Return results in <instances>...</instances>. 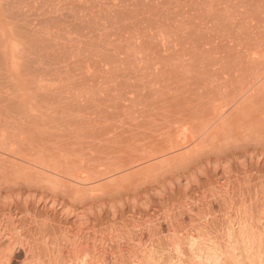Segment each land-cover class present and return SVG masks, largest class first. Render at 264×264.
<instances>
[{"label":"rangeland","instance_id":"374dc122","mask_svg":"<svg viewBox=\"0 0 264 264\" xmlns=\"http://www.w3.org/2000/svg\"><path fill=\"white\" fill-rule=\"evenodd\" d=\"M0 147L46 167L0 156L2 197L81 215L18 201L10 264H144L145 242L168 264L192 234L227 255L233 219L264 237V0H0Z\"/></svg>","mask_w":264,"mask_h":264},{"label":"bare ground","instance_id":"6f19581e","mask_svg":"<svg viewBox=\"0 0 264 264\" xmlns=\"http://www.w3.org/2000/svg\"><path fill=\"white\" fill-rule=\"evenodd\" d=\"M260 81H262L261 79H260ZM259 82V81H258ZM257 82V83H258ZM260 83V82H259ZM1 148V147H0ZM2 149V148H1ZM0 149V156H2V157H5V158H8V160L7 161H9V160H12L13 162H14V164L15 165H17L18 163L17 162H19V164H22V165H25L26 167H27V169L30 171V170H32V171H38V173H40L39 175H43V174H45V173H42L43 172V170H45V166L43 165V164H41V163H38V162H36V161H33V160H31L30 158H28V157H23V156H21V155H19V157L16 155V153H14L13 154V152L10 150V151H8V149H6L9 153H6V150L4 149H2L1 150ZM10 152H12V153H10ZM16 155V156H15ZM21 156V157H20ZM2 157H0V158H2ZM259 157V159L261 160L262 159V161L264 162V155L263 156H258ZM256 159V158H255ZM1 160V159H0ZM4 160H6V159H4ZM3 160V161H4ZM2 161V162H3ZM12 161H10L11 163H13ZM1 164V163H0ZM3 164V163H2ZM13 164V165H14ZM4 165V164H3ZM40 165H42L41 167H45V168H40ZM9 167H12V166H10V165H8ZM19 166V165H18ZM21 166V165H20ZM15 167V166H14ZM13 167V168H14ZM36 168V169H35ZM38 168H40L41 170V172H39V170H38ZM46 171V170H45ZM71 179H72V182L74 181L75 183H76V185L75 184H73L72 183V185H73V187H78L77 189H81V188H83V184L81 183V182H85V181H82V179H80V178H73V177H71ZM74 179V180H73ZM78 179V180H77ZM80 180H81V182H80ZM186 180H188V179H186ZM77 181H79V182H77ZM88 181V180H87ZM178 181V180H177ZM185 180H183V178L182 179H179V185L180 186H182V187H184L185 185H186V182H184ZM70 183H71V180H70ZM87 183V182H86ZM183 183H185V185H182ZM85 184V183H84ZM176 184H178L177 182H176ZM79 185V186H78ZM81 185V186H80ZM188 185V184H187ZM72 187V186H71ZM72 187V188H73ZM81 187V188H80ZM84 187H86V185H84ZM186 188V187H185ZM33 195H35V194H33ZM33 195L31 196V195H25V193L23 192V191H20V192H18V195H17V199L15 200V201H13L12 199H11V197H2V195L0 194V264H10L11 263V261H12V258H13V256H14V253L16 252V249H17V247L19 246H21V248H23V249H26V251L27 250H31V245H30V243H29V241H27V238L24 236V234H22L21 233V231H22V229H20L18 226H16L17 225V223L16 222H14L15 220H14V218H12V217H10V219L12 218V220L13 221H11L10 219H9V221H10V224H9V222H8V219H7V221H6V219H4L3 217L4 216H6L7 215V213L8 214H10L12 211H13V207L14 206H18L16 203L18 202V201H21L20 202V205H22V207H23V209L22 210H24L25 212H27V213H30V205L33 203V205H38L39 207H42V209L46 212V215H45V219H48L49 220V218L51 217V215H60V216H63V217H66V219H70V218H72V219H76V221L78 222V221H80V214L78 215V213H76L74 210H71V208L70 209H68L67 208V206L66 205H64L63 203H61V201L59 202V201H57V199L56 200H54V199H48V198H46L45 196L44 197H41V198H38V197H33ZM264 206V205H263ZM233 209V208H232ZM30 210V211H29ZM264 211V210H263ZM237 212V211H236ZM263 214L262 215H260V216H262L261 218H260V228H261V230H262V232L264 233V212H262ZM51 214V215H50ZM112 214H113V212H112ZM114 214H115V211H114ZM13 215V214H12ZM12 215H8V216H12ZM239 215V214H238ZM46 216H47V218H46ZM245 216V215H244ZM259 217V216H258ZM232 218V217H231ZM231 218H230V220L229 221H231ZM234 218V217H233ZM41 219V218H40ZM44 219V218H43ZM83 219V218H82ZM237 219V218H236ZM239 219V218H238ZM241 219V218H240ZM47 220V221H48ZM234 220V219H233ZM232 220V222H230V225H229V227H228V230L224 233L225 235H223L224 237H225V241L227 242V247H226V245H225V247H226V249H224V250H226L225 251V254H227V255H223L224 254V252H221V251H219V252H221L222 254H219V255H216V253H214V252H217V251H215V248H213V246H211L210 244V246H211V251H212V249H214L213 250V253L212 252H210V249H209V247H207V246H205V245H207L208 243H204L205 245H201V243L199 244V243H196L197 241L196 240H194V239H196V238H194L193 239V234L191 235V238L193 239H191V241H189L190 239V235H188V234H190V233H192V232H190V233H187V235L189 236L188 237V241L185 243V241H183V238H185V237H183L182 238V240H181V238H180V240L179 241H183L182 243L180 242L179 244H181V245H183L184 247H186L185 245H187V247H186V249H185V251H183V250H181V248H183L181 245L179 246V244L177 243V241H175L177 244H175V247H176V245L178 246L176 249H175V247H173L172 245L170 246V248H174V250H176V253H177V255L176 254H174V255H176V257L174 256V258L172 259L171 257H173V256H171L170 258L172 259L171 261H170V263H168L169 262V260H164V259H161V260H164V261H168L167 263L168 264H258V263H256V261H257V259L255 258V255H251V251H253L254 250V246H256V245H254V243L255 244H257V246H256V250H257V252H258V257H260L262 254H263V256H264V237L263 236H261V235H263V234H258L259 236H260V238H258V237H256L255 238V240H251V237H254L253 236V233H255V231L254 232H252L251 233V236H250V229L247 231V236L246 237H242V235H244L245 234V228H243V227H241V226H243V224L242 225H240V222H237L236 221V223H235V220L233 221ZM245 220V219H244ZM259 220V219H258ZM41 221V220H40ZM241 221V220H240ZM74 222H75V220H74ZM241 222H243V219H242V221ZM248 222V221H247ZM16 223V224H15ZM229 223V222H228ZM244 223H246V222H244ZM43 224V223H42ZM258 225H259V223H257ZM39 225V224H38ZM249 225V224H248ZM255 225V224H254ZM12 226V227H11ZM15 226V227H14ZM44 226H45V223H44ZM250 226H252V225H250ZM21 227V226H20ZM41 227V226H40ZM236 227H238L239 229L238 230H240L239 232L238 231H236ZM244 227H246V226H244ZM236 228V229H235ZM256 228H258V227H256ZM227 229V228H226ZM254 229V228H253ZM252 229V230H253ZM259 229V228H258ZM182 230V229H181ZM201 230V229H200ZM247 230V229H246ZM251 230V231H252ZM175 231V230H174ZM225 231V230H224ZM257 231V230H256ZM179 232V231H178ZM178 232H177V234H178ZM196 232H198V231H195V233ZM248 232H249V237H248ZM194 233V234H195ZM199 233H201V231H199ZM258 233V232H257ZM175 234H176V232H175ZM180 234H181V231H180ZM198 234V233H197ZM205 234V233H204ZM179 235V234H178ZM198 235H200V234H198ZM254 235H256V233L254 234ZM257 235V236H258ZM197 236V235H196ZM195 236V237H196ZM204 236V235H203ZM202 236V237H203ZM206 236V235H205ZM187 237V236H186ZM201 237V235H200V238L203 240L204 239V237L202 238ZM248 237V238H247ZM262 237V238H261ZM197 239H198V236H197ZM201 239H198V242L201 240ZM253 239V238H252ZM5 240V241H4ZM186 240V239H185ZM201 240V241H202ZM200 241V242H201ZM206 241V240H205ZM210 241V240H209ZM224 241V242H225ZM240 241L242 242L241 244H243V251L242 252H240V248H239V246H242L241 244H240ZM253 241V242H252ZM172 242H173V240H172ZM171 242V243H172ZM202 242H204V241H202ZM208 242V241H207ZM217 242V241H216ZM170 243V244H171ZM183 243H185V245L183 244ZM215 243V242H214ZM75 244L76 243H74V245H72V246H70V247H72V248H68L67 249V246H66V249L67 250H65L64 251V253L66 254V253H68V255H69V253L72 255V253L71 252H74V250H76V246H75ZM141 244H143V243H141L140 242V244L139 245H141ZM147 243L145 242V245H144V248H145V246H147L146 245ZM173 245H174V242L172 243ZM199 244V245H198ZM212 244V243H211ZM61 245V244H60ZM66 245V244H65ZM68 245V244H67ZM77 245V244H76ZM143 245H141V246H139V247H141L142 248V246ZM221 245V244H220ZM59 246V245H58ZM62 247H63V245H61ZM148 246H150V245H148ZM153 246V245H152ZM152 246L151 247H149V248H145V250H142V249H144V248H142L141 249V254H138L139 253V251L137 252V256H139L140 255V259L139 260H141V257L143 258V259H145L144 261H143V259H142V263H144L145 264V261H147V262H149V263H147V264H150V262L152 261V259L153 258H157L156 256H154L153 257V254L155 253V251L153 252L152 250H150V248H152ZM215 246H216V244H215ZM222 246V245H221ZM18 247V248H19ZM55 247V246H54ZM76 247V248H75ZM84 247H86V246H84ZM83 246H82V248L83 249H85ZM87 247H89L88 246V244H87ZM87 247H86V249H87ZM217 247H218V244H217ZM224 247V246H223ZM222 247V248H223ZM229 247H230V249H229ZM61 248V247H60ZM93 248H95V247H93ZM221 247H220V249H222ZM33 249V248H32ZM55 249V248H54ZM62 249V248H61ZM154 249V248H153ZM184 249V248H183ZM217 249V248H216ZM227 249H229V251H227ZM50 250H52V249H50ZM60 250V249H59ZM88 250V249H87ZM97 251H98V249H96ZM219 250V249H218ZM223 249H222V251H224ZM231 250V251H230ZM96 251V252H97ZM51 252V251H50ZM58 253H59V251H57ZM99 252V251H98ZM101 252V251H100ZM227 252V253H226ZM254 252H255V250H254ZM63 253V252H62ZM61 253V254H62ZM128 253H130V251L128 252ZM229 253V254H228ZM50 254V253H49ZM49 254H48V256H49ZM53 254V253H52ZM114 254V253H113ZM133 254H136V253H133ZM156 254H158L157 252H156ZM98 255V254H97ZM50 256H53V257H57V256H54V254L53 255H50ZM58 256H60L59 254H58ZM65 256V255H64ZM132 256H134V255H132ZM242 256H244V257H242ZM246 256V257H245ZM252 256H254V258H255V260H254V258L252 259L251 257ZM47 257V256H46ZM52 257V258H53ZM98 257H100V256H98ZM104 257V256H103ZM188 259H187V258ZM242 257V258H241ZM48 258V257H47ZM51 258V259H52ZM60 258H62V257H60ZM72 258V257H71ZM95 258H97V257H95ZM101 258V257H100ZM184 258H186L187 260H189V263H187L186 262V259L184 260ZM246 258V259H245ZM50 259V258H49ZM102 259V258H101ZM132 259H134L133 257H132ZM136 259V258H135ZM134 259V260H135ZM138 259V258H137ZM175 259H176V261H175ZM263 259V261H264V258L262 257L261 259H259L258 261H259V263H261L260 262V260H262ZM53 260V259H52ZM66 260V259H65ZM83 260V259H82ZM95 260V259H94ZM93 260V261H94ZM103 260V259H102ZM102 260L100 261L99 259L97 260H95L96 262H99V263H96V264H102L101 262H102ZM105 260V259H104ZM103 260V261H104ZM107 260V259H106ZM134 260H132V261H134ZM156 260H158V259H156ZM155 260V261H156ZM161 260H158V264H159V262L161 261ZM36 261V260H35ZM38 261V260H37ZM136 261H138V260H136ZM155 261H153V263L152 264H154V262ZM175 261V262H174ZM50 262V261H49ZM54 262V261H53ZM77 262V261H76ZM86 262V261H85ZM106 262V261H105ZM140 263H141V261H139ZM92 263H94V262H92ZM161 263H162V261H161ZM264 263V262H263ZM36 264H38L37 262H36ZM63 264H73L72 262H70V260L68 261H66L65 263L63 262ZM74 264H77V263H74ZM80 264H87V263H84V261H83V263H80ZM88 264H89V262H88ZM91 264V263H90ZM95 264V263H94ZM103 264H105V263H103ZM133 264H136L135 263V261H134V263ZM156 264V263H155ZM166 264V263H165Z\"/></svg>","mask_w":264,"mask_h":264}]
</instances>
